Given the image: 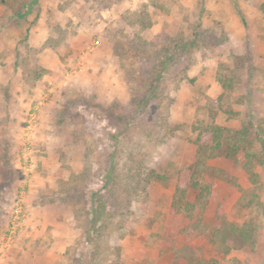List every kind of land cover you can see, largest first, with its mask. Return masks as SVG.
<instances>
[{
    "label": "rangeland",
    "instance_id": "rangeland-1",
    "mask_svg": "<svg viewBox=\"0 0 264 264\" xmlns=\"http://www.w3.org/2000/svg\"><path fill=\"white\" fill-rule=\"evenodd\" d=\"M32 1L0 0V264H264V0Z\"/></svg>",
    "mask_w": 264,
    "mask_h": 264
},
{
    "label": "trees",
    "instance_id": "trees-1",
    "mask_svg": "<svg viewBox=\"0 0 264 264\" xmlns=\"http://www.w3.org/2000/svg\"><path fill=\"white\" fill-rule=\"evenodd\" d=\"M36 0H33L31 3L26 4L24 6V12H27L31 9V6L35 3ZM210 140V144H205L206 146L208 145L209 149L219 151L222 148V142H223V137H224V132L223 128L220 126H212L210 128V131L207 132V136ZM207 140V141H208ZM209 143V142H208ZM262 147L264 149V140H261ZM204 146V145H203ZM203 149V148H202ZM204 150V149H203ZM198 173V172H197ZM195 177H190L191 179V185L197 190L196 194L193 196L192 200H189L186 198V191L180 190L179 193L174 195L173 200H172V207L174 208L175 211H180L183 214H185L188 219L189 218H194V221H189V228L191 230H196L199 226V221H200V214L202 212V209L205 207L207 203V199L210 194V188L207 184L200 183L198 179H194ZM97 195V192H92L91 193V207H92V215H97L99 213V208L96 206V199L95 197ZM194 216V217H193ZM171 229H168L170 231ZM170 236L172 238L176 237L177 234L175 232L170 231ZM187 242V241H186ZM188 245L187 243H185ZM186 249V248H185ZM185 249L183 248L182 250L180 248L172 250V261L174 264H179L180 259L182 257V254L185 253ZM189 251H195V249L191 246L188 248ZM192 263L196 264L199 259H197V256L191 255L189 256Z\"/></svg>",
    "mask_w": 264,
    "mask_h": 264
}]
</instances>
